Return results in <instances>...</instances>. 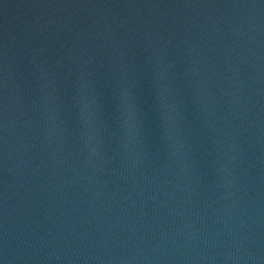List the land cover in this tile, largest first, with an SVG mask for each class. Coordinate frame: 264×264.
<instances>
[{"label": "water", "instance_id": "1", "mask_svg": "<svg viewBox=\"0 0 264 264\" xmlns=\"http://www.w3.org/2000/svg\"><path fill=\"white\" fill-rule=\"evenodd\" d=\"M0 264H264V0H0Z\"/></svg>", "mask_w": 264, "mask_h": 264}]
</instances>
